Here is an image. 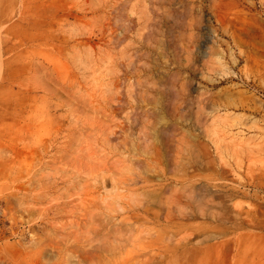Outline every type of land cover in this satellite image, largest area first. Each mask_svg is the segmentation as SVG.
Masks as SVG:
<instances>
[{"label":"rangeland","instance_id":"rangeland-1","mask_svg":"<svg viewBox=\"0 0 264 264\" xmlns=\"http://www.w3.org/2000/svg\"><path fill=\"white\" fill-rule=\"evenodd\" d=\"M0 264H264V0H0Z\"/></svg>","mask_w":264,"mask_h":264}]
</instances>
